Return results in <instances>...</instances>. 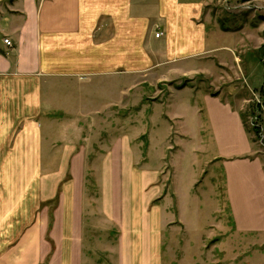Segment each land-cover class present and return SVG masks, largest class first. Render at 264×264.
<instances>
[{
	"label": "crops",
	"instance_id": "0c3cea01",
	"mask_svg": "<svg viewBox=\"0 0 264 264\" xmlns=\"http://www.w3.org/2000/svg\"><path fill=\"white\" fill-rule=\"evenodd\" d=\"M215 2L0 0V162L8 163L0 172V264H158L162 220L158 207L150 210L158 171L132 169L127 137L98 146L63 112L76 113L82 104L68 99L86 96L77 79L227 51L234 57L246 44L243 24L210 26ZM64 81L75 90L51 86ZM181 98L207 130L202 147L224 173L235 232L264 246V160L242 104L208 92L193 103ZM53 110L62 113L54 120ZM16 219L26 227L24 248L2 252L1 225Z\"/></svg>",
	"mask_w": 264,
	"mask_h": 264
},
{
	"label": "rangeland",
	"instance_id": "374dc122",
	"mask_svg": "<svg viewBox=\"0 0 264 264\" xmlns=\"http://www.w3.org/2000/svg\"><path fill=\"white\" fill-rule=\"evenodd\" d=\"M210 10L214 28L243 24L238 33L244 32L246 44L232 49L234 57L227 51L217 53L216 59L131 67L127 75L114 72L95 81L77 79L73 86L86 96L69 98L82 105L76 113H63L83 138L91 136L98 146L127 137L135 155L132 169L158 171L152 186L160 190L150 204V210L159 208L162 220L158 264H264L261 240L234 230L224 173L202 147L207 130L199 125L201 116L177 104L180 96L193 103L200 92L242 104L244 126L264 160V0H219ZM58 83L64 90L72 85L64 81L51 86ZM50 106L56 107L55 100L50 99ZM53 111L52 120L62 114ZM7 164L0 162V172ZM25 228L18 219L1 225V251L23 249L19 239Z\"/></svg>",
	"mask_w": 264,
	"mask_h": 264
},
{
	"label": "built area",
	"instance_id": "2783aa9c",
	"mask_svg": "<svg viewBox=\"0 0 264 264\" xmlns=\"http://www.w3.org/2000/svg\"><path fill=\"white\" fill-rule=\"evenodd\" d=\"M161 34H162L161 31H157V32H155L154 35H155V37H158ZM3 43L6 44V45H8V46H11L12 45L11 44V41L9 39H6V38L3 39Z\"/></svg>",
	"mask_w": 264,
	"mask_h": 264
}]
</instances>
